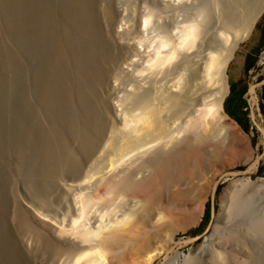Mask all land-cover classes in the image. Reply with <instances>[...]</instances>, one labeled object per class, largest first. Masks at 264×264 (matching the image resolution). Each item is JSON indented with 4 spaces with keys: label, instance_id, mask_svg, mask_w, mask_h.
I'll return each instance as SVG.
<instances>
[{
    "label": "bare ground",
    "instance_id": "bare-ground-1",
    "mask_svg": "<svg viewBox=\"0 0 264 264\" xmlns=\"http://www.w3.org/2000/svg\"><path fill=\"white\" fill-rule=\"evenodd\" d=\"M179 1L171 0L172 6ZM202 3L205 4L199 6L200 9L198 7L192 12L181 14L175 22L173 19L174 24L169 32L157 34L154 39L152 36L146 43L144 38L138 39L145 32L140 34L141 30L138 31L135 26L133 29L138 33L137 36L140 35L138 38L135 33L132 36L125 35L123 30H117L120 25L117 26L114 19L112 21L116 29L107 25L110 28L105 31H109L103 34L109 33L112 28L114 37L119 38L117 43L120 49L131 51L133 55L136 54L134 50L142 52L145 49L143 57H140L143 58L142 66L136 72L160 70L177 58L167 70V75H171V82L167 83L170 85L167 89H153L149 87L150 84L148 87L135 85L132 91L122 96L123 99L120 97V100H112L113 103L108 102L111 104L110 111L103 109L102 101L97 102L96 97L89 95L83 102L85 115L80 116V132L74 129L76 132L73 133V124L65 125V128H69L65 131L57 126L53 132L50 130L48 137L38 138L41 156L28 152L24 161L20 158V163H14L13 168H0V264H151L175 246V226L172 228L171 225L177 218L188 210H191L188 211L189 223L198 218L203 206L204 189L198 190L191 206H188L184 197L189 194V188L197 185L196 182L214 181L215 170L211 165L224 160L225 154L235 145L233 140L242 133L241 128L222 109L228 91L226 69L235 50L248 37L257 18L264 11V0H203ZM102 6V20L105 16L111 18V10L107 6L104 10ZM97 8L100 12V7ZM142 23L144 26L141 27L147 32L145 26L149 22L146 17ZM123 33L126 38L136 37L134 40L136 42L137 39L139 45L135 46L131 38V43L128 39L129 42H126L125 36V42L121 41ZM103 44L105 46V42ZM120 49L116 47L119 52ZM57 54L58 51L52 53V58L57 57ZM109 54L108 59L111 56ZM115 57L112 55L110 61L113 62ZM117 58L114 59V67L121 64H118ZM91 63V67L94 66ZM109 64L103 66L106 68ZM90 72L91 75H99L91 68ZM79 78L82 80V77ZM46 80L43 83L49 86ZM92 86L96 87L95 84ZM50 91L45 92L50 94ZM70 92L71 95L75 93ZM41 94L46 95L44 92ZM117 100L119 103L114 105ZM251 102L254 107L253 95ZM79 104L77 106H82V102ZM75 124L79 126L78 121ZM247 141L243 138L241 144L248 146ZM243 152L245 154V150ZM247 158L249 156L245 154L243 159ZM222 165L218 166L219 169ZM230 180L224 192L228 191V197L231 196L233 204L230 207L233 213L240 214L248 200L245 195L257 189L264 190V178L256 182L240 183L234 188L233 184L239 179L233 183ZM39 215L57 222L60 227ZM228 218L222 211L216 215L212 232L201 239V244L209 246V249L199 251L198 264L218 263L216 261L220 257H217V252L214 260L216 249L212 247L224 249V246L234 248L236 245L237 248L241 246V252L251 246L255 251L251 252L247 248L246 252H256V255L250 253L252 257L248 258L251 259L249 261L252 264H264V222L257 224L263 235L247 242L245 236L238 235L239 229L235 228L236 231L232 228L236 232L231 231ZM218 230H225L226 233L217 235ZM229 251L231 253L232 250ZM170 255L172 257L168 261L177 257V253ZM229 256L236 258L228 254V259L231 258ZM236 261L233 260V263L236 264ZM244 261L241 262L244 264Z\"/></svg>",
    "mask_w": 264,
    "mask_h": 264
},
{
    "label": "rangeland",
    "instance_id": "rangeland-1",
    "mask_svg": "<svg viewBox=\"0 0 264 264\" xmlns=\"http://www.w3.org/2000/svg\"><path fill=\"white\" fill-rule=\"evenodd\" d=\"M116 1L117 2H114V0H0V168H2L3 166L13 168L14 163H20V158L22 159V161H24L25 155L28 152L30 154H32V152H35V154H39L41 156L42 152L40 150V147L38 146V138H42V136L48 137V133L50 132V130L52 129L51 132H53L57 129V126L62 127L63 131H65V129L68 128L67 126L65 128V125L70 124L71 126V124H73L71 130L77 129L80 132V130H82V119L80 120V118L82 117L80 116L85 115L83 102L85 103L88 98L87 96L89 95L93 96V98L96 97V100H99H97V102L102 101L101 105L103 106V109L107 108L110 111L109 106L111 104L109 105L108 102L110 101L109 103H113L116 99L120 100V97H124L127 92L132 91L131 88L134 89V87H136L135 85L140 84L141 86L143 85V87L147 85L146 87H148V85L150 84L149 87H152L153 89H167L169 87L170 84L167 83L171 82V75H167V70L174 62L177 61V58L173 59V61L171 62L172 64L170 63L168 65H165L160 70H158L157 68V70L155 69L154 71H152V69H148L147 71L143 70L142 72H136L142 66L141 63H143V58L140 57H143L144 54L142 53L145 52V49L143 50L144 52H136L134 50L133 52H135L137 55L135 53V55H133L131 51H126L122 48L120 49L117 43V39L119 38L114 37L113 31L111 29H116V25L114 23L116 22L117 26L120 25L119 29L117 27V30L121 32L124 31V33L126 32L125 35L129 34L132 36V34L135 33L134 35L137 36L138 33L133 29L136 27L138 31L141 30L139 31L140 34L141 32H145L147 34L146 35L145 33H142L144 34L143 36L141 35L142 37L140 35L137 36V38L140 36V38H138L140 40H142L141 38H144V43H146L145 41L148 42V40H150V37L152 39V36L154 39L156 37L155 35L157 34H162V32H169L171 30L172 24H174L175 20L179 18L181 14L184 15L192 12L201 5L203 7V4L205 3H202L203 0H181V2L179 1L180 3L178 2L177 4H173L172 6L171 0H164L167 3H164V1L161 2L160 0ZM183 3H185V6ZM98 5H103V8L107 6V9L111 10V18L108 19V17L105 16V18L103 17L104 19L102 20L101 14L104 11H101L102 8ZM193 6L195 8H192ZM97 7H100V12H98L99 8ZM187 8H190V11ZM105 9L106 7L104 8V10ZM114 9L116 11H114ZM198 9H200V7ZM118 11L120 13H118ZM116 12L118 13V15ZM102 15L104 16V14ZM99 16L101 17V19L99 18ZM145 17L149 22L148 24H146L147 26H145V30H147V32L144 31L141 27L144 26L142 22L144 21ZM99 19L104 21L105 23H101L102 21L100 22ZM173 19L174 22H172ZM108 20L110 24H108ZM100 24H102V27L100 26ZM104 24L106 26H104ZM129 24L132 26V29H129L131 28ZM107 25H110V27L111 25L113 26L110 29V32L112 31L111 35L109 34L110 32L103 34L104 32L109 31V29L105 31L106 28H110L109 26L107 27ZM138 25L140 27L139 29ZM42 26L44 27V29ZM101 28L104 30H102ZM125 28L129 30H126ZM132 30L135 32H132ZM124 33L121 35L122 38L120 39L123 42H125V39L123 38L125 36ZM102 35L103 38H101ZM131 36H129V38H126L125 36L126 42H129L131 39L134 40V38H136H131ZM113 38H116V40H112ZM127 39L129 41H127ZM109 40H111L113 43ZM132 41H130L129 43H131ZM104 42L105 46L103 44ZM136 42H138L137 39ZM136 42L135 40L133 41V43ZM58 43L62 44L59 45ZM106 43H108L109 46H107ZM110 44L114 45L115 47H111L112 45ZM138 45L139 44L136 43L135 46ZM116 47L118 50L120 49V52L116 50ZM123 50L125 53H123ZM56 51H58L59 55L57 54V57L52 58L51 54H54ZM109 52V55L111 56L108 59ZM127 52H131L132 55L129 53V55H131L129 57V55H127ZM140 52L141 55H138ZM60 53L62 55H60ZM122 54L123 56L124 54H126L127 57L124 56V58ZM112 55L113 57H119L115 58L119 60L118 64L121 63L120 66H124V69L122 68V66L121 68H119L120 66L117 65L118 60L115 63L117 66L114 67L113 63L116 60L114 61L115 58H113V62L110 61L112 60ZM233 55L234 56L229 62L226 69L228 90L230 75L233 76L237 66L240 65V80L238 82V89H243L244 107H246L248 106V100L245 94L251 82V76H249L248 70L254 69V74L259 73L258 80L262 78V76H264V64H257L259 57L264 56V11L257 18L248 37L239 44ZM97 59L102 60L103 63L100 61L102 63L101 64ZM129 60H131V62ZM248 60H253L254 64L252 67L246 70L245 66ZM89 62H93L94 66L91 67L92 63L90 64ZM109 63H111L113 66H111V64ZM96 64L98 66L109 64L110 66L107 65L106 68L104 66L103 68H99ZM87 68H89V71L91 68L94 73H99V75L101 76L91 75L92 73H89ZM100 69L102 71L103 69H105V72H99ZM106 69L108 73L106 72ZM48 72H50V74H48ZM72 72H75V75ZM102 74L105 75L102 76ZM76 76H78V78H76ZM91 76L95 78H92ZM79 77H82V80ZM45 79H47L46 82H48L47 84H49V86H45V83H43L45 82ZM77 79H80L82 81V87H80L81 81ZM78 82H80V84ZM42 83L44 85H42ZM94 84L96 86L95 88L98 87V90L95 89L94 86H92ZM67 86L68 88L72 87L74 89H68ZM88 86H90V88L92 86V91ZM49 87L50 89H48ZM47 89L49 91H53V93H51V91L50 94L49 92H45L48 91ZM70 91H75V93H77L78 91V95L75 96V93L74 95H71L72 93ZM43 92L47 96L41 94ZM93 94H95V96ZM257 94L259 117H256L254 119V122H252L251 118L249 117L248 109L244 110V107L242 108V114L246 118V129L242 128V126H240L232 118V120L241 128L243 134H238L237 137L239 138L233 140L236 146L233 145L232 149L228 151L227 154H225L223 158L224 160H220L222 164L224 162L227 164H212L211 168H214L215 170L214 181L208 183L205 180L201 181V183L196 182L197 185L195 184V187H191L192 189L189 188V194L184 197L188 206H191L194 202V199L196 198V195L198 194V190L204 189L205 194L203 206L201 212L197 216L198 218L191 223L187 221L191 210H188L190 212L186 211L185 214L177 218L171 225L172 228L173 226H175V231L173 234V238L176 242L175 246L170 250L168 254L161 255L151 264H198V257H200L199 251L201 250L200 252H203L209 249V246L206 247V245H204V247L201 244V239L204 236H208L212 232V228L215 223V217L221 211L229 216L228 220L231 222V231L236 232L239 229L237 232L238 235L245 236V240L247 242L250 239H252L250 240L251 242L253 240H256L258 236L261 237L260 234L263 235V232L259 230L260 226H257L261 225V223L264 222L262 220L264 218V190L257 189L248 194L246 193L248 196H250L248 197L245 195L248 200H246V205H244L242 212H239L240 214L233 213V209L232 207H230L233 204L232 199L230 198L231 196L228 197L230 195L227 194L228 191L224 192V187L228 184V180L230 179L232 183L239 179L237 183L233 184L234 188L240 183L254 181L256 182L258 179L264 178V160L260 161L258 164H256V166L253 167L255 157L261 152L260 129L264 128V85ZM69 96L71 98L74 96V100ZM49 99L50 101H48ZM65 99L67 100V102ZM77 101H80L79 103L82 102V106H79L81 104H79ZM71 102L73 103L70 104ZM76 102L77 104H79V107L77 106ZM117 103H119L118 100L114 103V105H116ZM68 109L69 111H67ZM74 111L76 112V114L78 113V116ZM70 113H72L73 115H69ZM64 117L68 119L66 120V118ZM72 119L73 121H71ZM77 121L79 123V126L78 124H75L77 123ZM60 127L58 129L62 130ZM75 130L73 131V133L76 132ZM243 138L248 140V146H244L241 144V140ZM244 150L245 154L249 156V158H247L246 160L243 159V156L245 155L243 152ZM248 153H250V155ZM220 164L222 165L221 169H219V167L221 166ZM249 200L252 202H250ZM209 206L210 212L207 213V209L209 208ZM229 212H232L230 214H234L235 216H232L230 214L228 215ZM39 216L40 218L47 220V222H50L54 226L60 227L57 222L51 221L48 218L42 217L41 215ZM260 219L262 221H260ZM235 221H237L238 223L236 224ZM258 221L260 222L258 223ZM233 222L235 223L232 224ZM234 225H239V228L237 226L235 227ZM232 228H237V230L235 229V231ZM241 228L242 230H240ZM218 231L219 232L217 233V235L226 233L225 230L224 232L223 230ZM234 245L235 244H233V246ZM224 247V249L223 247H212L213 250H217H215L214 252V260L217 252V257H220L222 259L221 260L220 258H218V261H216L218 262L217 264H231L227 261L235 264L233 263V260L236 261V259V264H243L242 262L244 260H246L244 261V264L253 263L252 261H249L251 259H248L252 254L251 252L255 251L251 246L246 247V249L248 248L249 251L251 249V254L249 252H246L245 248V251H243L244 249H242L241 252V246L240 248H237V245L234 246V248H228V246ZM228 249L232 250L231 253ZM227 251L229 255H235L236 258L233 257V259L231 256H229L231 258L228 259ZM171 253H177V257L176 259H170L168 261L167 259L169 257H172L171 255L169 256V254ZM248 253L250 255H248ZM255 253H253L252 255L255 256ZM245 255H248L249 257H246ZM231 259L232 261H230Z\"/></svg>",
    "mask_w": 264,
    "mask_h": 264
},
{
    "label": "built area",
    "instance_id": "built-area-1",
    "mask_svg": "<svg viewBox=\"0 0 264 264\" xmlns=\"http://www.w3.org/2000/svg\"><path fill=\"white\" fill-rule=\"evenodd\" d=\"M258 65L264 64V56H260L258 61ZM254 69H249L248 74L251 76V82L248 86L247 92L245 96H247L248 100V106L244 107V110L249 111V117L251 118L252 122H254V119L256 117H259V106H258V92L264 85V78H260L258 80L259 73L254 74ZM252 95L254 96L255 102H254V107L251 102V97ZM260 146H261V152L259 155L255 157V160L257 161L256 164H258L260 161L264 160V128L260 129Z\"/></svg>",
    "mask_w": 264,
    "mask_h": 264
},
{
    "label": "trees",
    "instance_id": "trees-1",
    "mask_svg": "<svg viewBox=\"0 0 264 264\" xmlns=\"http://www.w3.org/2000/svg\"><path fill=\"white\" fill-rule=\"evenodd\" d=\"M253 60H248L246 63V70L252 67ZM230 91L226 96L223 106L226 111L242 128L246 129V118L242 114V108L244 107L243 89H238L235 85H229ZM210 212V206L207 209V213Z\"/></svg>",
    "mask_w": 264,
    "mask_h": 264
},
{
    "label": "crops",
    "instance_id": "crops-1",
    "mask_svg": "<svg viewBox=\"0 0 264 264\" xmlns=\"http://www.w3.org/2000/svg\"><path fill=\"white\" fill-rule=\"evenodd\" d=\"M239 77H240V65L237 66L236 70L234 71V75L231 76L230 75V81H229V85H235L236 87H238V82H239ZM262 78H264V76H262ZM230 91V88H229Z\"/></svg>",
    "mask_w": 264,
    "mask_h": 264
},
{
    "label": "water",
    "instance_id": "water-1",
    "mask_svg": "<svg viewBox=\"0 0 264 264\" xmlns=\"http://www.w3.org/2000/svg\"><path fill=\"white\" fill-rule=\"evenodd\" d=\"M228 93H229V90H228L226 96L228 95ZM226 96L224 97L223 102H222V109H223V111H224L225 113H226V111H225V109H224L223 103H224V100H225ZM226 114L230 117V115H229L228 113H226ZM230 118H231V117H230ZM256 162H257L256 160L253 162V167L256 166Z\"/></svg>",
    "mask_w": 264,
    "mask_h": 264
}]
</instances>
